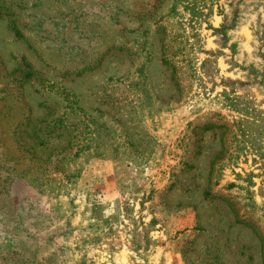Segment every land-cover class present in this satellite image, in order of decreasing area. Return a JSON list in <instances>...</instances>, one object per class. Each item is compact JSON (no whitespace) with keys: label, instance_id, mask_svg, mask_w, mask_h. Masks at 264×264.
<instances>
[{"label":"rangeland","instance_id":"374dc122","mask_svg":"<svg viewBox=\"0 0 264 264\" xmlns=\"http://www.w3.org/2000/svg\"><path fill=\"white\" fill-rule=\"evenodd\" d=\"M0 264H264V0H0Z\"/></svg>","mask_w":264,"mask_h":264},{"label":"trees","instance_id":"16d2710c","mask_svg":"<svg viewBox=\"0 0 264 264\" xmlns=\"http://www.w3.org/2000/svg\"><path fill=\"white\" fill-rule=\"evenodd\" d=\"M17 64H19V66L25 72V74H28L32 71L29 63L23 57H20V61L17 62ZM214 127H215V123H213L209 120L208 121L206 120L204 122H198L197 124H195L193 126L192 135L194 136L193 145L195 148L192 151L193 156H199L200 155L204 133L214 130ZM219 127L230 130V124H228L227 122H222L219 125ZM223 150L224 149L220 146L213 153L211 160L209 162V166L213 167V171H211V169H210V171L206 173L205 178L203 180L204 188L209 186V185H215L218 183V181L222 175L220 171H222L224 164L223 163H217L216 164V162L218 161V158H222V154L224 153ZM118 152H119L118 147H116V145H115V147H114L115 155L118 154ZM125 155L127 156V154H125ZM125 155H122V156H125ZM184 166L186 167L184 170H189L192 168V166H190V164H188L186 162H184Z\"/></svg>","mask_w":264,"mask_h":264}]
</instances>
